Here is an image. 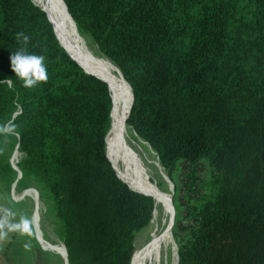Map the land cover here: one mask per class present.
Here are the masks:
<instances>
[{"label": "trees", "instance_id": "trees-1", "mask_svg": "<svg viewBox=\"0 0 264 264\" xmlns=\"http://www.w3.org/2000/svg\"><path fill=\"white\" fill-rule=\"evenodd\" d=\"M63 2L130 86L126 125L169 178L178 170L177 264H264V0ZM21 48L45 57L47 81L25 88L15 76L10 55ZM5 79L0 126L15 127L0 137L22 154L16 184L46 192L68 264H132L154 198L107 158V83L67 54L32 0H0ZM1 169L17 178L3 157Z\"/></svg>", "mask_w": 264, "mask_h": 264}, {"label": "bare ground", "instance_id": "bare-ground-1", "mask_svg": "<svg viewBox=\"0 0 264 264\" xmlns=\"http://www.w3.org/2000/svg\"><path fill=\"white\" fill-rule=\"evenodd\" d=\"M32 1L46 12L57 40L67 53H70L86 70L95 72L109 84L112 99V127L106 136L107 158L116 175L129 188L150 195L154 198V209L160 208L162 211L161 224L155 226L150 240L135 254L132 264H175L177 252L171 233L174 221L171 194L151 181L149 174L155 170L169 186L171 183L159 162L146 152L141 140L131 132L125 123L131 103V92L127 82L113 63L97 51L91 40L79 32L68 15L62 0ZM17 157L18 153L12 160L14 165ZM14 188L15 185L13 186V191ZM22 196H30L35 202L33 218H35L34 225H36L40 218L39 200L33 190L24 191ZM37 235L46 250L58 254L63 264H67L61 242L50 243L42 239L41 233Z\"/></svg>", "mask_w": 264, "mask_h": 264}, {"label": "rangeland", "instance_id": "rangeland-1", "mask_svg": "<svg viewBox=\"0 0 264 264\" xmlns=\"http://www.w3.org/2000/svg\"><path fill=\"white\" fill-rule=\"evenodd\" d=\"M111 127L112 125H110V129ZM129 129L131 130V128ZM131 132L133 131L131 130ZM133 134L135 133L133 132ZM15 140H16L15 138L4 137V136L0 137V157L6 158L11 168H12V165H11L12 160L15 157V155L18 153L16 163L22 157V154L19 151ZM141 143L144 149L146 150V152L151 157H153L154 159L158 161V158L155 152L151 150L145 144L144 141L141 140ZM16 163H15V166L17 165ZM12 170L15 172L13 168ZM16 173L17 172L13 174L14 178H16ZM4 176L5 177H3V170L1 169L0 171V216L4 214L5 210H8V211L16 213V215L12 217L13 221H18L21 216H25L29 219H33L34 217L33 213L35 210V202L30 196H22V193L27 190H35L36 197L39 200L40 218L38 219L36 225L32 226L33 227L32 234H20L19 232H12V233H15L14 237L15 238L19 237L22 239V241H25V243H28V245H33L34 248L36 249L38 248L40 250L39 251L40 253L42 251L43 258L40 259V262H43L45 264H63L61 257L58 254L54 253L53 251L46 250L44 246L42 245L40 238L37 237L38 236L37 234L41 233L42 239L50 243L61 242L60 226H59L58 220L54 216V212L51 206V201L48 198L46 192L40 189L41 187L39 188L33 183H28V185L25 188L19 187L17 184H15V188L13 191L11 189H12V185L15 180H13L12 182H8V180L6 179L7 176L5 173H4ZM149 177L151 181H153L158 187H160L164 191H168L171 194L172 188L174 186L173 195L176 192V186L179 182L178 181L179 180L178 170L173 172L170 178L168 176L170 183H171L170 186L163 180V177L161 175L157 174L155 170H153V172L149 174ZM172 203L174 207V215L175 217H177L178 215L181 214L180 209H178L177 205L173 202V200H172ZM161 218H162V211L160 210V208H155L152 214V220L150 221L149 225L145 227L144 229L140 230L136 234V237H135L136 253H138L141 250V248L145 244L148 243V241L150 240L151 236L154 233L155 226L161 224Z\"/></svg>", "mask_w": 264, "mask_h": 264}, {"label": "clouds", "instance_id": "clouds-1", "mask_svg": "<svg viewBox=\"0 0 264 264\" xmlns=\"http://www.w3.org/2000/svg\"><path fill=\"white\" fill-rule=\"evenodd\" d=\"M16 38L18 41L22 40L26 43L30 37L23 32H18ZM44 61L45 57L43 55L29 53L24 48L14 51L10 55L11 69L14 71L15 76L22 81L25 88H33L39 82L47 81L48 73ZM0 82L8 83L9 86H11V82L6 79ZM14 127L15 126L9 122L7 125L0 126V132L13 133ZM15 215L16 213L5 210L4 214L0 216V237L6 236L8 232L32 234V226L35 223V218L29 219L25 216H21L18 221H13L12 217ZM25 247H28V245H25Z\"/></svg>", "mask_w": 264, "mask_h": 264}, {"label": "crops", "instance_id": "crops-1", "mask_svg": "<svg viewBox=\"0 0 264 264\" xmlns=\"http://www.w3.org/2000/svg\"><path fill=\"white\" fill-rule=\"evenodd\" d=\"M14 235L15 233L8 232L6 236L0 237V264H45L40 262L43 258L42 251L40 253L38 248Z\"/></svg>", "mask_w": 264, "mask_h": 264}, {"label": "water", "instance_id": "water-1", "mask_svg": "<svg viewBox=\"0 0 264 264\" xmlns=\"http://www.w3.org/2000/svg\"><path fill=\"white\" fill-rule=\"evenodd\" d=\"M62 2H63V0H62ZM63 4H64V2H63ZM64 6H65V4H64ZM41 9V8H40ZM65 9H66V11H67V8H66V6H65ZM43 10V9H42ZM44 11V10H43ZM45 12V11H44ZM46 13V12H45ZM67 13H68V11H67ZM68 15H69V13H68ZM46 16H47V14H46ZM70 16V15H69ZM47 18H48V16H47ZM70 18H71V16H70ZM72 19V18H71ZM49 20V19H48ZM73 21V20H72ZM73 23H74V21H73ZM75 24V23H74ZM54 30V29H53ZM54 33H55V31H54ZM56 36V35H55ZM65 50V49H64ZM66 51V50H65ZM67 52V51H66ZM74 61H76L83 69H84V71L85 72H87V73H89V74H91V75H94L95 77H97V78H99V79H101V80H103L99 75H97V74H95V72H93V71H88V70H86L76 59H74L69 53H67ZM121 74V73H120ZM122 76V75H121ZM104 82H106L105 80H103ZM107 83V82H106ZM107 85H108V88H109V84L107 83ZM129 86V85H128ZM129 89H130V92H131V103H130V107H129V111H130V109H131V106H132V104H133V95H132V91H131V88H130V86H129ZM109 90H110V88H109ZM129 114V113H128ZM16 114H14V116H15ZM17 147H18V145H17ZM12 165V168L17 172V178L15 179V181H14V183H13V185H12V189H13V186L16 184V181L21 177V172L19 171V169L17 168V166H15L13 163L11 164ZM173 188H174V186H173ZM173 188H172V192H171V195H170V198H171V201H172V196H173ZM11 189V190H12ZM35 193H36V191L35 190H33ZM139 192V191H138ZM140 193H142V192H140ZM144 194V193H143ZM145 195H147V194H145ZM148 196H150V195H148ZM40 243V242H39ZM63 245V244H62ZM43 248V247H42ZM63 248H64V255H65V260H66V263L68 264V261H67V253H66V250H65V247H64V245H63ZM176 252H177V248H176ZM177 262H178V256H177V254H176V263L175 264H177Z\"/></svg>", "mask_w": 264, "mask_h": 264}]
</instances>
